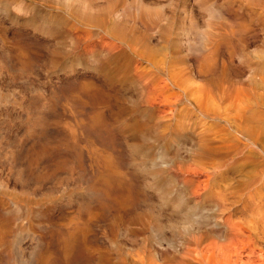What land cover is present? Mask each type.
I'll return each mask as SVG.
<instances>
[{
	"label": "rangeland",
	"instance_id": "obj_1",
	"mask_svg": "<svg viewBox=\"0 0 264 264\" xmlns=\"http://www.w3.org/2000/svg\"><path fill=\"white\" fill-rule=\"evenodd\" d=\"M262 103L264 0H0V264L186 263L264 214Z\"/></svg>",
	"mask_w": 264,
	"mask_h": 264
},
{
	"label": "bare ground",
	"instance_id": "obj_2",
	"mask_svg": "<svg viewBox=\"0 0 264 264\" xmlns=\"http://www.w3.org/2000/svg\"><path fill=\"white\" fill-rule=\"evenodd\" d=\"M260 2V1H259ZM259 5V4H258ZM148 12V11H147ZM215 14V13H214ZM152 16V15H151ZM148 18V17H147ZM152 18V17H151ZM154 19V18H153ZM148 20V19H147ZM158 22V21H157ZM222 23V22H221ZM220 23V24H221ZM217 25H219V23L217 24ZM235 26V25H234ZM216 27H218V26H216ZM220 27V26H219ZM223 28V27H222ZM205 29H206V27H205ZM225 29H226V27H225ZM210 31V30H209ZM203 32V31H202ZM201 32V33H202ZM213 32V31H212ZM216 32V31H215ZM218 32H220L221 33V31H218ZM241 32H242V30H241ZM228 33V32H227ZM226 33V34H227ZM203 34V33H202ZM226 34H225V36H226ZM223 35H224V32H223ZM232 35V34H231ZM128 36V35H127ZM130 36V35H129ZM128 36V37H129ZM205 36H206V34H205ZM236 36V35H235ZM242 36V35H241ZM204 37V36H203ZM130 38V37H129ZM133 38V37H132ZM131 38V39H132ZM218 38V37H217ZM235 38V37H234ZM239 38V37H238ZM208 39V38H207ZM127 43V42H126ZM231 45V44H230ZM227 46V45H226ZM114 48V47H113ZM135 49V48H134ZM202 49V48H201ZM206 49V48H205ZM234 50V49H233ZM208 51V50H207ZM206 52V51H205ZM142 55V54H141ZM232 56V55H231ZM155 69V68H154ZM136 74V73H135ZM156 74H159V73H157L156 72ZM155 74V75H156ZM164 74V73H163ZM151 75V74H150ZM166 75V74H165ZM135 76V75H134ZM136 76H137V74H136ZM135 76V77H136ZM138 76H139V74H138ZM142 76V75H141ZM248 78V77H247ZM138 79V78H137ZM141 79V78H140ZM140 79H138V80H140ZM159 79V78H158ZM143 80V79H142ZM166 80V79H165ZM159 81V80H158ZM164 81V80H163ZM144 82V81H143ZM142 82V83H143ZM160 82V81H159ZM140 83V82H139ZM142 83H140V84H142ZM157 83V82H156ZM164 83V82H163ZM147 85V84H146ZM145 85V86H146ZM164 85V84H163ZM261 85V84H260ZM165 86V85H164ZM150 88V87H149ZM168 88V87H167ZM201 88V87H200ZM217 88V87H216ZM258 88H259V86H258ZM209 89V88H208ZM211 90V89H210ZM240 90V89H239ZM247 90H249V89H247ZM257 90V89H256ZM166 91V90H165ZM182 91V90H181ZM205 91V90H204ZM250 91V90H249ZM260 91V90H259ZM149 92V91H148ZM185 92V91H184ZM186 92H188V91H186ZM214 92V91H213ZM236 92V91H235ZM242 92V91H241ZM251 92V91H250ZM209 93V91H207V94ZM237 93V92H236ZM239 93V92H238ZM237 93V94H238ZM140 94V93H139ZM159 94V93H158ZM162 94V93H161ZM165 94V93H164ZM206 94V95H207ZM212 94V93H211ZM210 94V95H211ZM214 94V93H213ZM221 94V93H220ZM141 95V94H140ZM155 95V94H154ZM209 95V94H208ZM235 95V94H234ZM233 95V96H234ZM239 95V94H238ZM255 95V94H254ZM150 96V95H149ZM205 96V95H204ZM223 96V95H222ZM232 96V95H231ZM257 96V95H256ZM261 96V95H260ZM248 97V96H247ZM253 97V96H252ZM145 98V97H144ZM231 98V97H230ZM243 98H245L246 99V97H243ZM254 98V97H253ZM253 98H251V99H253ZM258 98V97H257ZM263 98V97H262ZM181 99V98H180ZM198 99V98H197ZM224 99V98H223ZM229 99V98H228ZM233 99V98H232ZM236 99V98H235ZM240 100H241V97H240ZM244 100V99H243ZM248 100V99H247ZM257 100V99H256ZM259 100V99H258ZM171 101V100H170ZM209 101V100H208ZM227 101V100H226ZM230 101V100H229ZM238 101V100H237ZM252 101V100H251ZM145 102V101H144ZM247 103H248V101H246ZM253 102V101H252ZM149 102H147V104H148ZM161 103V102H160ZM159 103V104H160ZM197 103V102H196ZM195 103V104H196ZM211 103V102H210ZM216 103V102H215ZM246 103V104H247ZM258 103V102H257ZM146 104V105H147ZM156 104V103H155ZM158 104V103H157ZM202 104H203V102H202ZM213 104V103H212ZM238 104H240V103H238ZM210 105V104H209ZM244 105H245V102H244ZM257 105V104H256ZM262 105H264V103H262ZM175 106V105H174ZM198 106H200V105H198ZM213 106V105H212ZM219 106V105H218ZM217 106V107H218ZM225 106V105H224ZM242 106V105H241ZM194 107V106H193ZM233 107V106H232ZM201 108V107H200ZM214 108V107H213ZM235 108H236V104H235ZM240 108V107H239ZM243 108V107H242ZM241 108V109H242ZM262 108V107H261ZM160 109V108H159ZM218 109V108H217ZM233 109V108H232ZM248 109H250V108H248ZM255 109V108H254ZM260 109V108H259ZM245 110H247V108L245 109ZM256 110V109H255ZM162 111H163V109H162ZM224 112V111H223ZM231 112V111H230ZM236 112H238L237 110H236ZM262 112V111H261ZM260 112V113H261ZM160 113V112H159ZM233 113V112H232ZM242 113V112H241ZM168 113H166V115H167ZM258 114V113H257ZM170 115V114H169ZM222 115V114H221ZM224 115V114H223ZM230 115H231V113H230ZM229 116V115H228ZM237 116H238V114H237ZM256 116V115H255ZM259 116V115H258ZM161 117V116H160ZM230 117H232V116H230ZM164 118V117H163ZM168 118V117H167ZM220 118V117H219ZM223 118V117H222ZM229 118V117H228ZM259 118H261V116L259 117ZM156 119V118H155ZM225 119V118H224ZM230 119V118H229ZM249 119V118H248ZM222 120V119H221ZM255 120V119H254ZM256 120H257V117H256ZM261 120V119H260ZM263 120V119H262ZM261 120V122H263ZM228 122V121H227ZM231 122V121H230ZM240 122V121H239ZM260 122V123H261ZM252 123V122H251ZM167 124V123H166ZM232 124V123H231ZM236 124V123H235ZM187 125V124H186ZM234 125V124H233ZM260 125V124H259ZM190 126V125H189ZM188 126V127H189ZM218 126V125H217ZM236 126V125H235ZM256 126V125H255ZM200 127V126H199ZM234 127V126H233ZM181 128V127H180ZM262 128H264V127H262ZM247 129H248V127H247ZM247 129H245V131L247 130ZM255 129H256V127H255ZM143 131V130H142ZM213 131V130H212ZM241 131V130H240ZM220 132H221V129H220ZM170 133V132H169ZM202 133V132H201ZM204 133H207L206 131L204 132ZM203 133V134H204ZM230 133H231V131H230ZM231 134H233V133H231ZM242 135V134H241ZM246 135V134H245ZM250 135V134H249ZM260 135V134H259ZM213 136V135H212ZM222 136V135H221ZM225 136V135H224ZM234 136V135H233ZM255 136V135H254ZM225 139V138H224ZM215 140H217L218 141V139H215ZM231 140H233V139H231ZM236 140V139H235ZM204 141V140H203ZM229 141V140H228ZM248 142H249V140H248ZM258 142V141H257ZM239 143V142H238ZM228 144V143H227ZM255 144V143H254ZM262 143H260V145H261ZM258 145V144H257ZM259 145V146H260ZM199 146V145H198ZM218 146V145H217ZM224 146H225V144H224ZM227 146V145H226ZM236 146V145H235ZM235 148V147H234ZM243 148L245 149V145L243 146ZM248 148V147H247ZM263 148V147H262ZM236 149H237V147H236ZM239 150V149H238ZM240 150H242V149H240ZM264 150V149H263ZM248 151V150H247ZM244 152V151H243ZM237 153V152H236ZM238 154V153H237ZM244 154V153H243ZM180 155V154H179ZM178 155V156H179ZM164 156V155H163ZM175 157V156H174ZM232 158V157H231ZM230 158V159H231ZM212 159V158H211ZM169 160V159H168ZM200 160V159H199ZM205 160V159H204ZM229 160V159H228ZM162 161V160H161ZM200 162V161H199ZM223 162V161H222ZM226 162H227V160H226ZM208 163V162H207ZM214 163V162H213ZM224 163H225V161H224ZM164 164V163H163ZM197 164V163H196ZM229 164V163H228ZM235 164V163H234ZM242 164V163H241ZM235 165H237V164H235ZM229 166V165H228ZM204 167V166H203ZM222 167V166H221ZM191 168V167H190ZM193 168V167H192ZM224 168H227L228 169V167H224ZM178 171H179V169H177ZM185 170V169H184ZM197 170H198V168H197ZM196 170V168H195V170L194 171H197ZM200 170V169H199ZM202 170H204V169H202ZM226 170V169H225ZM259 170V169H258ZM262 170H263V168H262ZM177 171V172H178ZM183 171V170H182ZM186 171H189V170H186ZM214 171V170H213ZM228 171V170H227ZM249 171H250V169H249ZM261 171V170H260ZM259 171V172H260ZM176 172V171H175ZM185 172V171H184ZM184 172H181V171H179V174H183ZM192 172V171H191ZM191 172H189V174H188V176L190 175V173ZM197 172H199V171H197ZM226 172V171H225ZM258 172V173H259ZM194 174H195V172H193ZM201 174H202V172H200ZM204 174L206 173V172H203ZM232 173V172H231ZM250 173V172H249ZM192 174V173H191ZM196 174H198L199 175V173H196ZM200 174V175H201ZM209 173H207L206 174V176L208 175ZM216 174V173H215ZM256 174V173H255ZM184 175V174H183ZM214 175V174H213ZM217 175V174H216ZM224 174H222V176H223ZM261 175V174H260ZM264 175V174H263ZM192 176V175H191ZM195 176V175H194ZM203 177H205L204 175H202ZM221 176V177H222ZM228 176V175H227ZM240 176V175H239ZM256 176V175H255ZM255 176H252V179L251 180H253V182H254V179H256V178H254L253 179V177H255ZM154 177V176H153ZM175 177H176V174H175ZM193 177V176H192ZM191 177V180L193 179ZM210 177V179L212 178L211 176H209ZM215 177V176H214ZM213 177V178H214ZM241 177V176H240ZM256 177H258V175L256 176ZM177 178V177H176ZM185 178V177H184ZM198 178V177H197ZM205 178H207V177H205ZM204 178V179H205ZM201 179H203V178H201ZM210 179H207V180H205V181H199L198 183H199V185H197V191L196 192H192V193H194V195L193 196H195L196 197V199H198V198H200V196L204 193V191H205V188H206V183H207V181L208 180H210ZM217 178L215 177V180H216ZM220 179V178H219ZM222 179V178H221ZM224 179V178H223ZM238 179V178H237ZM180 180V179H179ZM190 180V181H191ZM200 180V179H199ZM215 180L213 181V182H211V180H210V182L211 183H215ZM250 180V179H249ZM248 180V181H249ZM249 181L250 183L252 182V181ZM261 180V179H260ZM264 180V179H263ZM194 181H198L197 179L196 180H194ZM193 181V182H194ZM247 181V182H248ZM192 182V181H191ZM191 182H190V184H191ZM193 182H192V184H193ZM230 182V181H229ZM238 182V181H237ZM248 182V183H249ZM257 182V181H256ZM188 183V182H187ZM198 183H196V184H198ZM209 183V182H208ZM260 183V182H259ZM262 183V182H261ZM178 184V183H177ZM183 184V183H182ZM195 183H194V186L196 185ZM210 184V183H209ZM244 184V183H243ZM181 185V184H180ZM186 185V184H185ZM188 185V184H187ZM257 185V184H256ZM264 185V184H263ZM193 186V187H194ZM214 186V185H213ZM240 186V185H239ZM244 186V185H243ZM246 186V185H245ZM249 186H251V185H249ZM192 187V186H191ZM225 187V186H224ZM256 187V186H255ZM196 188V187H195ZM210 188H212V187H210ZM230 190H231V187H228ZM247 188L248 187H246V189L245 190H247ZM192 189H194V188H192ZM217 189V188H216ZM220 189V188H219ZM223 189V188H222ZM221 189V190H222ZM225 189V188H224ZM240 189V188H239ZM238 189V190H239ZM252 189V188H251ZM257 189H259V188H257ZM257 189L255 188V189H253L252 191H254L255 190V192L257 191ZM262 189V188H261ZM188 190H189V188H188ZM190 190H191V188H190ZM196 190V189H195ZM215 190V189H214ZM237 190V191H238ZM175 191V190H174ZM192 191V190H191ZM213 191V190H212ZM225 191V190H224ZM226 191H228V189H226ZM226 191L225 192H223V193H225L226 195H228V192L226 193ZM250 191V190H249ZM261 191V190H260ZM214 192H216V191H214ZM219 192V191H218ZM218 192H216V194L218 193ZM255 192H253V193H255ZM257 192H259V191H257ZM195 193H196V195H195ZM221 193V192H220ZM247 194L248 193V191H247V193L246 192H241V194ZM251 193V192H250ZM189 194H191V193H189ZM214 194V193H213ZM213 194H211V195H213ZM222 194V193H221ZM239 194V193H238ZM238 194H236L237 196H238ZM249 194V193H248ZM252 194V193H251ZM257 194V193H256ZM234 195V194H233ZM257 195H259V193L257 194ZM260 195H261V193H260ZM258 196V197H262L263 199H264V197H263V195H261V196ZM222 197L221 198H226V196L224 195V194H222L221 195ZM223 196H225V197H223ZM235 196V195H234ZM236 196V197H237ZM244 196V195H243ZM247 196H249V195H247ZM246 196V197H247ZM255 196V195H254ZM254 196H252L251 198H255ZM184 197V196H183ZM189 197H190V195H189ZM228 197H230V196H228ZM233 197V196H232ZM240 197H242V196H240ZM245 197V198H246ZM144 198V197H143ZM173 198V197H172ZM187 198H188V196H187ZM194 198V197H193ZM213 198V197H212ZM219 198H220V195H219ZM231 198V197H230ZM243 198V197H242ZM249 198V197H248ZM247 198V199H248ZM180 199V198H179ZM185 199V198H184ZM183 198H182V200H184ZM215 199H217L216 197H215ZM229 199V198H228ZM227 199V200H228ZM158 200V199H157ZM169 200V199H168ZM182 200H179V201H182ZM223 201H224V199H222ZM251 200H253V199H251ZM259 200H260V198H259ZM187 201V200H186ZM195 201V200H194ZM200 201V200H199ZM229 201V200H228ZM243 201V200H242ZM246 201H248L249 202V200H246ZM226 202V199H225V201H224V203ZM178 203V202H177ZM183 203H184V201L181 203L182 205H183ZM196 203V202H195ZM224 203H222V204H224ZM229 203V202H228ZM243 203V202H242ZM254 203V202H253ZM252 203V204H253ZM147 204H148V202H147ZM199 204V203H198ZM226 204V203H225ZM239 204V203H238ZM246 204H248V203H246ZM260 204V203H259ZM258 204V205H259ZM186 205V204H185ZM188 205V204H187ZM186 205V206H187ZM221 205V204H220ZM235 205V204H234ZM244 205V204H243ZM186 206L184 207V208H186ZM190 206H192V205H190ZM216 206V205H215ZM225 206V205H224ZM255 206V205H254ZM257 206V205H256ZM180 207V206H179ZM194 207H196V206H194ZM217 207V206H216ZM245 207H246V205H245ZM252 207V206H251ZM201 208V207H200ZM213 208V207H212ZM221 208H222V206H221ZM225 208L226 209H229L230 207L228 206H225ZM225 208H224V210H225ZM261 208H262V206H261ZM264 208V207H263ZM202 209V208H201ZM208 209V208H207ZM242 209V208H241ZM245 209V208H244ZM204 210H206V209H204ZM220 210H223V209H216L215 211H220ZM232 210V209H231ZM188 211H189V209H188ZM190 211H192V210H190ZM226 211V210H225ZM228 211V210H227ZM226 211V212H227ZM238 211V210H237ZM241 211V210H240ZM243 211V210H242ZM259 211V210H258ZM185 212V211H184ZM194 212H196L197 213V211H194ZM207 212V211H206ZM206 212H204V214H208V213H206ZM222 212V211H221ZM225 212V213H226ZM230 212H232L233 213V211H230ZM245 212V211H244ZM195 213V214H196ZM217 213V212H216ZM229 213V212H228ZM186 214H187V212H186ZM188 214H190V213H188ZM187 214V217L184 215L183 217H185V220L186 219H188V217H189V215ZM191 214H194V213H192L191 212ZM190 214V215H191ZM194 214V215H195ZM199 214V213H198ZM202 214H203V211H202ZM218 214H221V213H218ZM224 213L222 212V215H223ZM231 214V213H230ZM238 214V213H237ZM193 215V216H194ZM206 215H205V217H206ZM229 215V214H228ZM232 215V214H231ZM251 215V214H250ZM249 215V216H250ZM252 215H254V214H252ZM208 216H209V214H208ZM215 216V215H214ZM234 216V215H233ZM261 216H263L264 217V214L262 215H259L258 217H256V216H252L250 219H248V220H246V218H244L245 220H234L233 219V217H232V219H228L227 217L228 216H226V220L225 221H222L221 223L217 220V221H215L217 218L215 217V219H214V222H211L212 223V226L211 227H209V228H212L213 229V226H215V229H214V231H217L216 229H218V230H220V229H222L221 230V232H219L218 234H216L214 237H216V240H211V241H208V242H202V243H198L199 241H198V239L200 240V236H202V235H204V234H202V235H198V233L196 234V235H198L199 237L197 238V241H196V238H194L195 236L193 235L192 237H191V239L192 238H194L193 240L195 241V242H197V243H194L193 245H194V247L191 249V251L190 250H187V251H190V252H188V253H186L185 254V250H184V254H185V256L188 254V256L186 257L187 258V262L186 263H184V264H264V218L263 217H261ZM170 217V216H169ZM198 218H199V216H197ZM220 217H222L221 215L219 216V218ZM248 217V216H247ZM182 218V217H181ZM194 218H195V220H194ZM193 218V222L195 221H197L196 219H198V218H196V217H194ZM200 218H202V216H201V213H200ZM209 218V217H208ZM207 218V219H208ZM218 218V219H219ZM224 218H225V216H224ZM229 218H231V217H229ZM160 220H162L161 218H159ZM211 219L212 218H210L209 220L211 221ZM238 219H241L240 217L238 218ZM160 220H158V221H160ZM167 220V219H166ZM179 220V219H178ZM190 220V219H189ZM191 220H192V218H191ZM190 220V221H191ZM201 220V219H200ZM205 220H206V218H205ZM223 220V219H222ZM203 221H204V219H203ZM163 222V221H162ZM174 222V221H173ZM186 222V221H185ZM192 222V221H191ZM194 222V226L195 225H197L198 226V222H196L195 223ZM206 221H204V225L205 224H209V223H205ZM176 223V222H175ZM188 223H190V222H188ZM201 223H203V222H201ZM177 224V223H176ZM186 224V223H185ZM199 224H200V222H199ZM221 224V225H220ZM176 226V225H175ZM192 226V225H191ZM190 226V227H191ZM196 226V227H197ZM219 226V227H218ZM195 227V228H196ZM199 227V226H198ZM218 227V228H217ZM156 228V227H155ZM161 229H163V228H161ZM172 229V228H171ZM191 229H192V227H191ZM207 229V228H206ZM183 230V229H182ZM194 230V229H193ZM201 230V229H200ZM207 231H209V229H207ZM212 231V230H211ZM159 232V231H158ZM210 232V231H209ZM161 233V232H160ZM170 233V232H169ZM199 233H201V232H199ZM210 234V233H209ZM213 237V238H214ZM190 239V238H189ZM183 241H186V240H183ZM194 241H192V242H194ZM182 242V241H181ZM159 243H160V240H159ZM169 244V243H168ZM192 244L190 243V245L187 243V246H191ZM186 246V247H187ZM187 248H191V247H187ZM187 248H185V249H187ZM182 253V252H181ZM184 254H181V255H183V257H184ZM163 259V258H162ZM183 259V258H182ZM164 261V260H163ZM172 261V260H171ZM175 261V260H174ZM144 262V261H143ZM160 262V261H159ZM182 262V261H181ZM180 262V263H181ZM184 262V261H183ZM158 263V262H157ZM161 263L163 264V262L161 261ZM169 263V262H168ZM173 263V262H172ZM178 263V262H177ZM180 263H178V264H180ZM164 264H165V261H164ZM173 264H175V263H173ZM183 264V263H182Z\"/></svg>",
	"mask_w": 264,
	"mask_h": 264
}]
</instances>
